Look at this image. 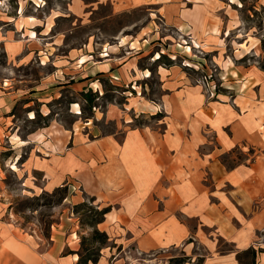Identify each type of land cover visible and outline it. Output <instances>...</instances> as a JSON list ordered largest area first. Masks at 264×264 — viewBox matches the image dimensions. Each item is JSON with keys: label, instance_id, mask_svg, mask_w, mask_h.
<instances>
[{"label": "crops", "instance_id": "obj_1", "mask_svg": "<svg viewBox=\"0 0 264 264\" xmlns=\"http://www.w3.org/2000/svg\"><path fill=\"white\" fill-rule=\"evenodd\" d=\"M259 2L264 7V0ZM148 3L118 1L114 10ZM152 4L160 6L165 25L179 40L188 42L174 45L178 56L184 48L193 49L196 39L222 49L218 33L227 38L240 26L223 0ZM213 8L227 20L213 23ZM52 17L21 15L0 5V264H79L83 236L92 228L83 229L74 207L87 197L99 208L111 207L97 226L109 237L95 246L97 264H155L177 253L191 260L184 264H243L238 255L249 249L255 251V264H264V71L237 65L249 88L230 98L210 93L175 58L155 59L160 93L152 104L133 95L126 97L130 112L109 102L87 117L92 123L86 126L80 117L70 127L51 121L21 137L20 101L33 120L37 109L32 105L39 104L47 117L50 103L70 88L79 94L103 91L109 80L129 88L143 81L142 95L150 90L146 80L153 73L140 59L147 48L151 51L150 41L160 38L157 30L139 44L130 42L126 53L109 58L92 53L83 61L80 48L56 53L66 44L62 33H53ZM32 30L37 38L27 36ZM238 39L236 59L258 51L259 42ZM35 64L41 68L38 77L20 75L21 68ZM77 98L73 104L80 103ZM132 112L143 114V124L133 123ZM22 183L32 184L34 193L69 192L48 237L14 219L8 196L19 193Z\"/></svg>", "mask_w": 264, "mask_h": 264}, {"label": "rangeland", "instance_id": "obj_2", "mask_svg": "<svg viewBox=\"0 0 264 264\" xmlns=\"http://www.w3.org/2000/svg\"><path fill=\"white\" fill-rule=\"evenodd\" d=\"M0 1L1 4L7 5L8 8L13 7L16 13L19 11L21 15L45 17L48 13H52L53 17L51 22L55 24L53 33H62L64 43L66 44L61 47V50L56 51L58 55L60 53H70L71 49L74 52V49L80 48L84 53L83 57L87 58L86 55L93 53V57L97 55L101 58L105 56L109 58L110 55H120L128 52V45L132 41L139 44L144 38H150L149 36L153 32L152 30H157L160 34V38L156 41H150L151 51L150 47L147 48L146 50L149 53L140 59L141 66H149L153 73L152 77L146 80L150 90L146 94H143L146 96L145 99H143L142 95L143 81L138 86L129 88L130 85L118 86L107 80L105 84H102L103 91L93 89V92L88 91L82 94L76 93V90H72L71 88L64 91L61 98L55 99L50 103L51 113L47 117H44L40 113V105L35 104L32 107L37 109V112L35 118L30 120L27 114L28 109H25L23 107V101H20L16 106V114L21 137H26L27 133L37 130L39 127L49 124L51 121L70 127L80 117L79 120L83 119L82 122L86 126L88 123H92L90 121L92 119L91 113L104 110L109 102H114L123 111H129L125 104L129 103L126 97H132L133 95L139 97L141 103L145 101L152 104V101H157L155 95L160 93V88L155 68L159 61L154 62V60L159 59L156 58L158 52H161V55L165 54V57L162 58V61L165 63H169L171 60L174 61V58L171 57L172 54L177 55L175 62L187 67L188 72L197 81L203 83L210 93L216 92V94H213L216 96L217 94H226L232 98L236 94H242L248 90L249 85L246 82L244 83L245 80L241 75L239 76L237 74V71L240 70L237 65H254L264 71V47L261 42L262 40L264 41V7H262L259 0H223L228 4L225 7L233 13L236 21L240 24L239 29L232 31L227 38L222 32L218 33V37H222L223 39L222 42L224 45L222 49L204 46V43L196 39L194 43L190 44L193 46V49L191 47L190 49L184 48V52L186 53H181V56H178V52L174 51V45L178 44L177 41H181L184 46H187L188 42L184 43L182 39L179 40L174 30L165 25L163 12L159 9L160 6L152 4L155 0H149L148 4L129 7L120 13L115 12L114 6L118 1L126 0ZM221 13V11L218 12L215 8L212 9L210 16L213 23L227 20L225 15ZM55 16L58 17L55 18ZM240 37L249 39L251 45L259 42L258 51L248 53L236 59L233 55L234 48L237 46L240 40L238 38ZM155 42H159L160 46H154L153 44ZM200 47L205 49L200 50ZM135 50L134 55H138L137 52L140 51V46ZM237 54L240 56L241 53L238 52ZM3 60L4 53L0 50V61ZM48 69L54 71L52 65ZM40 73L41 68L37 64L20 69V75L32 74L38 77ZM12 74L15 75L16 72ZM148 75H151V73H148ZM140 96L142 97L140 98ZM76 98L80 103L73 104ZM139 106L143 108V105H139L138 102L135 108L137 111L141 110ZM134 112H132L135 120L133 123L143 124V114L138 116L136 112L135 116ZM87 117L91 118L88 119ZM148 119L151 118L148 117ZM8 182L11 183V188L15 187L16 180L14 177L12 179L9 177ZM22 185L23 188L19 193L8 196L9 200L15 205L16 217L14 219L19 221L26 229L35 232L39 231L43 236L48 237L53 224L61 218V213H63L62 203L64 202L63 199L66 192L62 188L52 193L43 192V190L40 191L39 189H37L36 193L33 191L32 193L30 191L33 189L30 188V186H33L32 184L27 183L26 185L22 183ZM38 192H40L39 195H37ZM92 199V197H87V203L96 205L95 199ZM87 214H89V211L85 209L81 210L78 215L86 221L83 225L85 231L89 229V226H87L89 225L87 223ZM89 221H91V218H89ZM93 235L92 230L83 236L85 240L81 254L86 256L91 250H94L93 252L95 254L99 253L98 248L95 246H97L96 241H99L101 238ZM183 259L187 262L191 261L188 257L177 253L174 257L161 258L155 264H183V262H180ZM200 262L201 260L199 259L197 263Z\"/></svg>", "mask_w": 264, "mask_h": 264}, {"label": "trees", "instance_id": "obj_3", "mask_svg": "<svg viewBox=\"0 0 264 264\" xmlns=\"http://www.w3.org/2000/svg\"><path fill=\"white\" fill-rule=\"evenodd\" d=\"M261 42H262V45L264 47V41L262 40ZM163 57H165V54L161 55V59ZM62 190L65 191L66 192L65 195H67V193H68L67 188H63ZM92 200H94V198ZM85 209H87L89 211V214L86 215L87 220H88L87 223L89 224L87 226L92 228L93 234H94L93 236H96V237L99 236L101 238L99 241H96L97 245L98 244L103 245V244L107 243L108 238H109L107 233L101 232L97 226L99 223H101L105 220L106 214L111 210V207L99 208L97 205H94V204L90 205L87 203V201H84V202H82V203H80L74 207V213L79 215V212L81 210H85ZM89 218H91V221H89ZM80 219H81V223L84 225L86 223V221H84V218H80ZM84 240H85V238L82 241L83 245H84ZM95 240H97V239H95ZM93 251L91 250V252L93 254L89 251V253L86 256L81 254L80 259H79V263L97 264V262L99 260L100 251L98 250L99 253H97L95 251L98 255L95 254ZM238 258H239L240 262L243 264H255V251H252L251 249H249V250L245 251L244 253L239 254ZM180 262H183V264H184L187 261L185 259H183V260H180Z\"/></svg>", "mask_w": 264, "mask_h": 264}, {"label": "bare ground", "instance_id": "obj_4", "mask_svg": "<svg viewBox=\"0 0 264 264\" xmlns=\"http://www.w3.org/2000/svg\"><path fill=\"white\" fill-rule=\"evenodd\" d=\"M0 5H1V1H0ZM28 33L29 34L27 36L30 35L33 38H37V32L35 30H32V31H30ZM160 57H161V52H158L156 58H160ZM171 57L176 59L177 58V55L172 54ZM85 59H86V57H83L82 60L84 61ZM139 73L141 74V72H139ZM16 140H18L19 142H21V138L19 136L16 137Z\"/></svg>", "mask_w": 264, "mask_h": 264}]
</instances>
